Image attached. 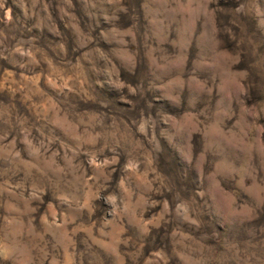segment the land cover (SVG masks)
Here are the masks:
<instances>
[{
  "label": "rangeland",
  "instance_id": "374dc122",
  "mask_svg": "<svg viewBox=\"0 0 264 264\" xmlns=\"http://www.w3.org/2000/svg\"><path fill=\"white\" fill-rule=\"evenodd\" d=\"M164 7L0 0V243L20 247L25 264H145L161 249L169 264H225L230 250L255 244L264 225V74L252 67L264 68V34L218 7L219 31L197 25L194 57L186 30L160 23ZM133 118L150 133L152 171L136 180L153 190L147 203L135 187L127 199L118 187L123 158L100 175L73 156L105 121ZM181 242L183 261L173 252Z\"/></svg>",
  "mask_w": 264,
  "mask_h": 264
},
{
  "label": "clouds",
  "instance_id": "9594fccd",
  "mask_svg": "<svg viewBox=\"0 0 264 264\" xmlns=\"http://www.w3.org/2000/svg\"><path fill=\"white\" fill-rule=\"evenodd\" d=\"M154 2L165 6L161 14L163 16L160 21L161 24H166L173 29L186 30L194 57L200 54L199 43L202 27L198 28L197 25L203 26L211 21L213 31H219L216 28L215 11L218 7L234 9L235 11L231 16L233 22H243L247 24L250 31L264 34V0H154ZM223 19L227 20L229 17L225 16ZM224 27L231 31L228 25ZM252 70L255 74H264V68L259 65H253ZM242 75L248 77L249 72L245 71ZM242 88L244 85L238 84L236 90L239 91ZM130 91L133 94L136 92L134 88ZM114 99L118 101V106H123L122 103H119V97H114ZM184 103H190V98H186ZM93 131L95 134L93 139L88 142V149H77L73 156L84 155L87 157V163L97 169L100 175H103L102 169L119 164L123 158L125 176L119 180L118 187L126 194L125 199L133 194L131 192L133 187L136 188L135 194L140 196L141 201H144V197L150 199L153 190L147 184L136 183L137 179H143L142 173L144 171H152L151 160L146 147L150 144L148 140L150 133L144 124L137 121L136 118H133V121L128 124L105 121L104 127L98 131L93 129ZM5 138V135H0V141ZM207 151L210 157L216 155L212 148H208ZM106 153L110 155V159L106 157ZM69 163L72 164L73 161L69 160ZM73 166L82 171L81 163H75ZM259 166L264 168V157L261 158ZM85 188H87L86 184ZM95 198L99 199L100 197L96 195ZM104 199L106 203L113 205V213L119 214L115 207L117 195L108 193ZM144 202L147 203V201ZM176 206L181 207L180 204ZM165 207H167V201H165ZM251 227L253 226H245V230ZM2 236L3 234L0 233V238ZM255 240V244L245 250L243 254L238 249L230 250L225 256V264H264V225L259 226ZM177 248L180 250L178 251ZM200 250L203 251L202 248ZM187 251L189 248L183 242L173 249L174 255L182 261L186 259L185 253ZM151 256L152 259L146 260L145 264H160L161 261L163 264H169L170 257L163 249L153 252ZM0 264H25V257L21 248L13 244L12 250L5 251L3 244L0 243Z\"/></svg>",
  "mask_w": 264,
  "mask_h": 264
}]
</instances>
